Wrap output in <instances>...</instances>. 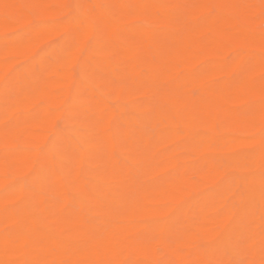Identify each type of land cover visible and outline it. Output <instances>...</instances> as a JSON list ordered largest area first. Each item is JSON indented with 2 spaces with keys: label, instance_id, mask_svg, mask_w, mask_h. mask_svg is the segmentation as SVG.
Returning a JSON list of instances; mask_svg holds the SVG:
<instances>
[{
  "label": "bare ground",
  "instance_id": "1",
  "mask_svg": "<svg viewBox=\"0 0 264 264\" xmlns=\"http://www.w3.org/2000/svg\"><path fill=\"white\" fill-rule=\"evenodd\" d=\"M262 23L0 0V264H264Z\"/></svg>",
  "mask_w": 264,
  "mask_h": 264
},
{
  "label": "rangeland",
  "instance_id": "2",
  "mask_svg": "<svg viewBox=\"0 0 264 264\" xmlns=\"http://www.w3.org/2000/svg\"><path fill=\"white\" fill-rule=\"evenodd\" d=\"M59 16H63V14H61V13H60V15H59ZM261 26H262V27H264V23H262V24H261Z\"/></svg>",
  "mask_w": 264,
  "mask_h": 264
},
{
  "label": "snow or ice",
  "instance_id": "3",
  "mask_svg": "<svg viewBox=\"0 0 264 264\" xmlns=\"http://www.w3.org/2000/svg\"><path fill=\"white\" fill-rule=\"evenodd\" d=\"M68 7H71V6H68ZM77 7H81V6H77Z\"/></svg>",
  "mask_w": 264,
  "mask_h": 264
}]
</instances>
